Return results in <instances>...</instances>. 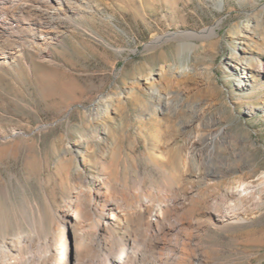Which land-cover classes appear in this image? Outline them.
I'll return each mask as SVG.
<instances>
[{
    "label": "rangeland",
    "instance_id": "1",
    "mask_svg": "<svg viewBox=\"0 0 264 264\" xmlns=\"http://www.w3.org/2000/svg\"><path fill=\"white\" fill-rule=\"evenodd\" d=\"M9 18L20 53L0 66V183L10 190L0 209L45 210L49 197L60 214L75 183L93 186L102 158L112 176L143 179L162 205L152 192L165 176L145 146L173 121L183 128L168 147L198 137L205 160L219 136L226 164L194 195L230 225L197 234L191 264H264V74L254 69L264 61V0H66L50 25L17 7ZM242 182L250 194L239 199Z\"/></svg>",
    "mask_w": 264,
    "mask_h": 264
},
{
    "label": "bare ground",
    "instance_id": "2",
    "mask_svg": "<svg viewBox=\"0 0 264 264\" xmlns=\"http://www.w3.org/2000/svg\"><path fill=\"white\" fill-rule=\"evenodd\" d=\"M65 2L0 0V66L14 62L20 53L16 34L6 27L12 9L17 7L37 23L50 25L61 19ZM254 67L264 74V61L254 63ZM182 128L173 121L158 125L150 146H145L146 155L165 176L164 184L152 192L162 205L154 208L143 179L123 181L106 171L104 158L95 159L94 165L102 166L101 174L90 177L94 180L92 187L75 183L60 214L49 197L45 210L30 201L24 210L0 209V264H191L199 256L197 234L225 230L231 218L226 214L217 222L211 213L198 207L202 198L194 195L200 182L206 187V182L218 175V164L226 165L214 150L221 139L212 136L208 142L210 152L205 160L202 156L199 160L198 137L188 136L184 146L168 147ZM116 147L118 143L113 151ZM151 147L165 150L159 155L150 154ZM225 170L230 172L227 167ZM237 188L241 190L239 199H244L242 194H250L243 182ZM9 198V187L1 180L0 200L6 202Z\"/></svg>",
    "mask_w": 264,
    "mask_h": 264
}]
</instances>
